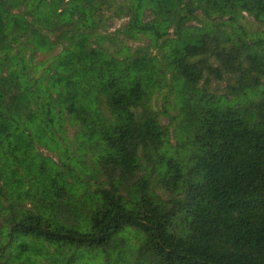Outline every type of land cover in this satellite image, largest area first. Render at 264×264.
<instances>
[{
    "label": "trees",
    "instance_id": "obj_1",
    "mask_svg": "<svg viewBox=\"0 0 264 264\" xmlns=\"http://www.w3.org/2000/svg\"><path fill=\"white\" fill-rule=\"evenodd\" d=\"M104 13L149 43L101 33ZM245 15L264 26V0H0V264H264V28Z\"/></svg>",
    "mask_w": 264,
    "mask_h": 264
},
{
    "label": "rangeland",
    "instance_id": "obj_2",
    "mask_svg": "<svg viewBox=\"0 0 264 264\" xmlns=\"http://www.w3.org/2000/svg\"><path fill=\"white\" fill-rule=\"evenodd\" d=\"M106 16V20H105V25L101 28L100 32L103 34H107L108 36H115L116 41L118 42V44H120L121 42H126L129 46L136 48L139 46H145L149 43V38H141L140 40H126V38H124V35L122 34H118L122 28L126 25L127 22V17H121V18H113L110 16L109 13H104ZM151 17L150 16H146L145 19L149 20ZM245 20H247L251 27L253 25V29L254 31L257 32H262L260 31V28H264V26L255 24L253 22V20L248 16L245 15ZM197 22L194 21L191 24H196ZM169 35L173 36V31L171 30L169 32ZM106 46H108L109 52H113L114 49H117L119 47V45H117V48H114L113 44L107 40L105 43ZM60 47L54 49L53 53H48V54H42L40 52L37 53H33L31 54V52L26 51V55L28 58H30L31 56V61L32 64L35 66L39 63H44L46 62L48 56H53L55 55L57 52H59ZM153 53L155 54V51H153ZM229 79V77L227 76L226 78H224L223 81H212V86L209 88L210 90L217 92V93H224V89H225V85L227 83V80ZM157 99L155 98L154 101V107L156 108V103H157ZM162 121L167 124V120L165 118L162 119ZM69 134H72V130L69 131ZM40 152L44 155V156H49V157H53L52 159H54L55 161H57L56 156L53 155V152H51L50 150L48 151L45 148L39 147ZM161 194V192H159ZM28 207H31L30 205H28ZM27 207V208H28ZM97 252H95V255L92 256H83V258H79V260L77 261L76 264H101V255L100 254H96Z\"/></svg>",
    "mask_w": 264,
    "mask_h": 264
}]
</instances>
